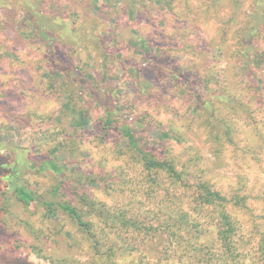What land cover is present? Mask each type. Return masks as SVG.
<instances>
[{
  "label": "rangeland",
  "instance_id": "obj_1",
  "mask_svg": "<svg viewBox=\"0 0 264 264\" xmlns=\"http://www.w3.org/2000/svg\"><path fill=\"white\" fill-rule=\"evenodd\" d=\"M48 45L113 92L125 108L119 120H140L136 136L180 181L151 175L119 134L101 129L102 108L87 91L48 69ZM185 79L222 124L217 138ZM11 151L29 157L20 178L37 197L51 198L58 180L33 158L46 154L78 191L60 199L82 206L86 193L124 209L127 225L103 229L129 250L118 264H264V0H35L29 11L0 0V154ZM205 188L224 200L202 202ZM12 191L0 193V264H104L66 212L28 211ZM221 207L236 263L224 257Z\"/></svg>",
  "mask_w": 264,
  "mask_h": 264
},
{
  "label": "trees",
  "instance_id": "obj_2",
  "mask_svg": "<svg viewBox=\"0 0 264 264\" xmlns=\"http://www.w3.org/2000/svg\"><path fill=\"white\" fill-rule=\"evenodd\" d=\"M23 1L25 3V9L29 11V6L35 0ZM28 20H31V17H29ZM33 35H35V30H33ZM241 42L249 45L251 41L249 37L243 35ZM49 46L50 45H48L49 54H46L49 61L48 69H50L51 72H62L66 81H68L70 85L78 86V88H82L87 91V95L89 96L91 103L93 105L95 104L96 108H102L104 116L102 118L101 129L108 131V133L113 131L119 134L121 142L126 144L129 148L134 149V152L136 153L139 161L142 163L143 168L151 175L154 172L157 176L158 173L163 171L166 173L167 178L173 183L180 181L183 177L182 172H178L170 160L166 158L160 159L157 156L158 149L155 146L140 142L139 138L136 136L137 130H139L142 126L141 121L135 120L134 122L127 124L119 120V116L122 115V111L125 110V108L119 109L116 107L113 92L109 89H104L103 92L98 90V87H96V85L90 80L86 79L82 72L70 62L66 55L59 52L57 47ZM244 55L246 56V60L249 61L250 59L247 57V54L245 53ZM120 63L124 65L123 61ZM144 73L146 76H151L152 72L148 71L146 73L144 71ZM151 78H153V76H151ZM185 80L191 84L192 90H195V109L200 113L199 116L201 117V114L204 112V121L209 124H212L211 122L216 123L214 125L213 133L217 134V129L222 127V124L213 120L208 100L203 99L202 96L196 93L197 84L193 83L192 80ZM217 97L226 101L223 93L217 94ZM67 103L72 104V98H68ZM223 132L224 134H228V128L226 126L224 127ZM214 137L217 138L218 134L214 135ZM45 156L46 154H44V156L34 155L33 158L45 160V164L46 161H48V169L53 170L58 175V180H56L51 187V198L37 197L35 190L31 188L29 189L26 182H23L20 177L22 173H26V169L29 167L27 164L29 157H20L15 151H11L10 155L0 154V193L7 191V188L9 187H12V192L17 201L28 211H31V209L36 205L43 207L46 212L55 211L57 209L63 210L73 219L80 232L85 235L87 241L89 242V246L99 257L98 262L101 261L104 264H118L115 260L126 257L129 250L125 246H119L117 242L107 241L106 235L103 233V229L104 226H115L118 221L127 225L128 220L126 218L128 216L125 214L124 209L106 207L105 203L99 200L97 201L95 198L90 197L89 194L86 193H82L77 197L79 198L82 206H79L71 200L60 199L58 197L59 192L64 191L65 193H68L71 189L70 186L76 185L74 184L71 176L66 174L65 170H63L59 164L54 163L49 156H47L49 158L46 160ZM153 178L155 180H151L150 183L155 182L157 179L154 175ZM69 193L77 195L78 191L74 188ZM199 197L201 201L205 203H211L215 199L221 202L224 200L219 193L207 188L203 190V194ZM84 206H86V208H83ZM1 209L2 208H0V211ZM84 210H86V212ZM219 217L222 222L218 234L220 235V241L224 249V257L227 260H231L236 263L235 257H238L239 253L236 251V248L233 247L231 241V236L234 234V226L230 218L222 210V207L220 209ZM95 219L103 226L98 227V224L95 223ZM0 227H2L1 224ZM1 232H4V230L0 228V233ZM196 233L199 234L200 232H195V234ZM202 263L211 264V262L206 261V259H204ZM21 264L24 263L22 262ZM54 264H63V262L62 260H58L57 263Z\"/></svg>",
  "mask_w": 264,
  "mask_h": 264
}]
</instances>
